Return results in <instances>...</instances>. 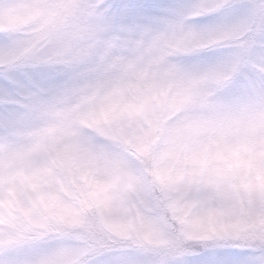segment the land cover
I'll return each instance as SVG.
<instances>
[{
	"label": "clouds",
	"instance_id": "obj_1",
	"mask_svg": "<svg viewBox=\"0 0 264 264\" xmlns=\"http://www.w3.org/2000/svg\"><path fill=\"white\" fill-rule=\"evenodd\" d=\"M133 80L150 88L133 141L139 155L129 157L145 179L149 169L164 178V154L195 125L253 127L264 139V0H0L5 144L27 146L53 112L70 103L85 110L89 98L103 115L121 114L111 102ZM240 196L233 211L253 225L244 244L257 257L245 264H264V197ZM86 204L74 241L36 245L6 230L0 264H205L207 251L182 222L169 226L170 247L152 249Z\"/></svg>",
	"mask_w": 264,
	"mask_h": 264
},
{
	"label": "rangeland",
	"instance_id": "obj_2",
	"mask_svg": "<svg viewBox=\"0 0 264 264\" xmlns=\"http://www.w3.org/2000/svg\"><path fill=\"white\" fill-rule=\"evenodd\" d=\"M149 90L130 81L111 102L121 113L113 116L103 115L90 98L85 110L70 103L65 111L53 112L27 146L0 138V248L10 243L9 229L18 239L33 237L27 242L36 245L77 240L74 228L88 222L83 210H90L86 201L91 200L105 224L138 234L149 248L170 247L169 226L182 222L187 238L207 251L204 261L245 264L257 258L244 244L253 225L232 205L242 199V190L264 197V139L253 127L233 125L225 133L215 123L195 125L164 154V178L149 169L145 179L129 157L139 155L133 141L147 118ZM5 127L0 118V137ZM235 243L237 249L231 246Z\"/></svg>",
	"mask_w": 264,
	"mask_h": 264
},
{
	"label": "snow or ice",
	"instance_id": "obj_3",
	"mask_svg": "<svg viewBox=\"0 0 264 264\" xmlns=\"http://www.w3.org/2000/svg\"><path fill=\"white\" fill-rule=\"evenodd\" d=\"M205 264H235V262H228L224 260H218V259H210L205 261Z\"/></svg>",
	"mask_w": 264,
	"mask_h": 264
}]
</instances>
